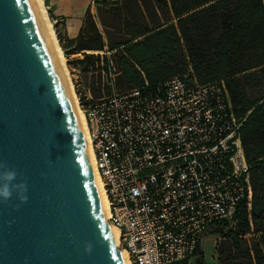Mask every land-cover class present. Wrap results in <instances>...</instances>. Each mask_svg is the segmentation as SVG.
Instances as JSON below:
<instances>
[{
    "label": "built area",
    "instance_id": "1",
    "mask_svg": "<svg viewBox=\"0 0 264 264\" xmlns=\"http://www.w3.org/2000/svg\"><path fill=\"white\" fill-rule=\"evenodd\" d=\"M100 66L111 92L93 98L84 87L82 110L118 245L129 264L189 258L211 224L233 223L241 199L251 205L240 137L250 110H233L223 80L199 84L177 74L117 92L114 61Z\"/></svg>",
    "mask_w": 264,
    "mask_h": 264
},
{
    "label": "water",
    "instance_id": "2",
    "mask_svg": "<svg viewBox=\"0 0 264 264\" xmlns=\"http://www.w3.org/2000/svg\"><path fill=\"white\" fill-rule=\"evenodd\" d=\"M47 37L35 0H0V172L28 197H0V264H127Z\"/></svg>",
    "mask_w": 264,
    "mask_h": 264
},
{
    "label": "trees",
    "instance_id": "3",
    "mask_svg": "<svg viewBox=\"0 0 264 264\" xmlns=\"http://www.w3.org/2000/svg\"><path fill=\"white\" fill-rule=\"evenodd\" d=\"M97 5L102 30L88 7L76 38L61 34V21L54 25L66 55L115 51L121 88L139 86L143 78L155 85L177 74L199 84L223 80L233 110L240 115L250 110L240 137L251 205L248 209L241 199L233 223L218 220L209 228L220 235L218 264H264V0H102ZM101 60L107 57L83 52L71 62L93 73L100 71ZM79 99L84 102V96ZM203 252L198 243L192 254L198 264H204Z\"/></svg>",
    "mask_w": 264,
    "mask_h": 264
},
{
    "label": "rangeland",
    "instance_id": "4",
    "mask_svg": "<svg viewBox=\"0 0 264 264\" xmlns=\"http://www.w3.org/2000/svg\"><path fill=\"white\" fill-rule=\"evenodd\" d=\"M71 1L70 6H74V7H83L85 6L87 0H61V4L62 6H67L68 3ZM97 1H102V0H94V2L92 3L90 0L89 6H87L89 8L90 14L93 16V18L95 19V21L98 22V26L99 29H101V25L99 24V21L97 19V7L99 5H97ZM111 1V0H110ZM45 5H50V9L47 11L48 12V16L49 19L51 20V16H54L51 4L49 2V0L44 1ZM59 28H61V26L58 25ZM54 28V25H53ZM99 52L97 53H88V54H93V55H99L101 58L102 56H106L107 59L110 58L112 61L113 59L115 60V56L114 53L115 51L109 50V53H106V51H108V49L105 47L104 50H98ZM83 54V51L81 52ZM87 53V52H84ZM66 61V66L69 69V75H70V79L72 82L73 86V91L77 96L78 99V104L82 109V101L79 99L80 96L84 95V87H90L91 91L93 90L94 92H91V95L93 98H97V97H101L103 95H107L111 92V86H109V75L108 73L105 71V73L103 74L101 71H94L93 73H82L81 71H77L78 68L81 69V67H83V65H78L77 64H73L71 62L70 56L66 55L65 52L63 53ZM83 58V56L81 57ZM100 63H104L103 60H101L100 62H98L96 65L100 66ZM116 80H117V76H114V90H116L117 92L126 90L128 88H121L118 87V85L116 84ZM78 92L81 93V95L78 94ZM95 93V94H93ZM220 240V235L211 232L210 228L208 227L199 237V244L201 246V249L203 252V258H204V264H218V255H217V246H218V242ZM199 260H198V256L197 254L192 255L188 258V261H186V264H198ZM183 264V263H182Z\"/></svg>",
    "mask_w": 264,
    "mask_h": 264
},
{
    "label": "bare ground",
    "instance_id": "5",
    "mask_svg": "<svg viewBox=\"0 0 264 264\" xmlns=\"http://www.w3.org/2000/svg\"><path fill=\"white\" fill-rule=\"evenodd\" d=\"M35 1L38 4L40 11H41L42 20H43V23H44L45 28H46V33L48 36L47 39L49 40L51 51L53 53L55 60L57 61L59 69L63 75V78H64L67 86H68L72 101H74L73 105H74L76 116L78 117V120L81 122V124L83 126L84 140H85V143L88 145V148L90 150V155H91V159H92V163H93L92 170H93V173L96 177V181H97V185H98V189H99V194H100L101 198L103 199V204H104L106 215H108V203H107L108 199H106V196L104 193V188H103V183H102L101 178L99 176V173L96 169L94 155L92 152L93 150L91 149L90 140L88 137L89 134L87 133V127H86V121H85L86 118H85L83 110L81 109V107L78 104L79 101L77 99V96L73 91L74 85H72L70 75L68 72L69 69L67 68L66 63H65L66 59L63 55L64 52H63V50L60 47V44L58 42L56 33L54 31V28H53L52 21L49 19L48 12H47L48 9H47V6L45 5L44 0H35ZM85 51L87 53L99 52L98 50H90V49H87ZM109 226L112 230L115 241L118 243V233H119L118 229L111 224ZM118 248H120L119 245H118ZM119 250H122L124 259H125L126 263L129 264L127 252L123 248H120Z\"/></svg>",
    "mask_w": 264,
    "mask_h": 264
},
{
    "label": "crops",
    "instance_id": "6",
    "mask_svg": "<svg viewBox=\"0 0 264 264\" xmlns=\"http://www.w3.org/2000/svg\"><path fill=\"white\" fill-rule=\"evenodd\" d=\"M49 2L51 4L54 16L59 17L62 20L58 24L59 26H61V28L58 27L60 29L61 34L63 36H67L68 38H76L83 22V16L85 10L87 6H89L90 0H87L85 6L83 7L70 6L71 1L68 3L66 7L62 6V4L60 3L61 0H49ZM82 51L86 52L85 49H83L80 52H74L72 54H69L68 56L72 58L71 60L81 59V57L83 56V54L81 53ZM77 71H81L82 73H90V72H84L79 68Z\"/></svg>",
    "mask_w": 264,
    "mask_h": 264
},
{
    "label": "clouds",
    "instance_id": "7",
    "mask_svg": "<svg viewBox=\"0 0 264 264\" xmlns=\"http://www.w3.org/2000/svg\"><path fill=\"white\" fill-rule=\"evenodd\" d=\"M0 168H6L3 163H0ZM18 173L15 170H5L0 172V197L3 198L4 202L11 199L13 193L15 192L21 203H26L28 200L27 195V183L21 180L19 183H14L16 181Z\"/></svg>",
    "mask_w": 264,
    "mask_h": 264
}]
</instances>
